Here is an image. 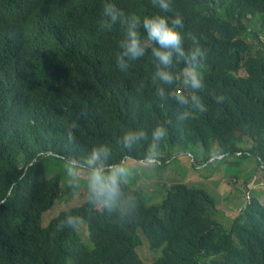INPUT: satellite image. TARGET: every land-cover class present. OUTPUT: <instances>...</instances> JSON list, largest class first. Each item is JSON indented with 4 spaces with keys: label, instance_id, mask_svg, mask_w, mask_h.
I'll list each match as a JSON object with an SVG mask.
<instances>
[{
    "label": "trees",
    "instance_id": "16d2710c",
    "mask_svg": "<svg viewBox=\"0 0 264 264\" xmlns=\"http://www.w3.org/2000/svg\"><path fill=\"white\" fill-rule=\"evenodd\" d=\"M108 3L124 12L115 23L104 15ZM169 3L172 11L164 13L159 0L155 7L151 0H0V264H264L258 197L230 228L216 219L215 197L185 183L148 205L139 185L127 181L109 209L90 202L88 184L67 185L53 163L85 164L101 144L110 155L96 164L145 161L152 133L163 125L159 166L199 146L206 161L256 156L264 170V0ZM157 14L179 15L185 51L198 41L207 53L198 68L202 111L175 99L177 91L193 93L184 84L190 64L174 56L173 83L153 79L158 62L143 19ZM136 18L145 54L125 56L128 69L121 71L116 63ZM129 131L145 134L130 149L122 144ZM76 196L88 201L45 221L59 200ZM124 208L131 211L121 216ZM67 216L88 225V244L78 227L57 229ZM144 238L163 251L153 262L139 253Z\"/></svg>",
    "mask_w": 264,
    "mask_h": 264
},
{
    "label": "clouds",
    "instance_id": "9594fccd",
    "mask_svg": "<svg viewBox=\"0 0 264 264\" xmlns=\"http://www.w3.org/2000/svg\"><path fill=\"white\" fill-rule=\"evenodd\" d=\"M151 4L155 7L157 0H151ZM159 8L164 13L172 11L169 0H159ZM104 15L110 17L113 23L119 17L124 16V12L114 4L108 3L103 8ZM140 24L139 18H136L129 24L127 29L126 42L122 44V55L117 60V67L121 71H127L128 66L124 62V57L136 60L143 57L145 54V47L143 46L141 34L137 31V27ZM184 27V21L177 15L172 19L164 15H154L144 17L143 29L146 35V39L152 42L155 46L151 49L152 56L158 62L153 79H159L163 84L170 85L173 83L175 77L170 69L174 63V56L177 61L183 60L191 65L189 71L185 73L184 84L191 87L193 90L192 95L185 96L182 91H177L175 99L181 105L191 103L203 110L201 98L196 94L201 91L204 86V78L198 68L201 64L202 58L206 56V51L199 46L197 41V47L190 52H186L183 43L184 36L179 29ZM156 94L161 98H164V88L157 87ZM217 102H222L223 97H216ZM188 113H184L181 119H187ZM144 133H134L132 131L126 132L123 136L122 144L125 148H131L134 142H137L144 137ZM167 135V129L163 125H157L152 133L153 144L150 146L147 155L145 157V163L148 167H155L159 164L158 156L161 153L158 151L159 142L163 141ZM67 141L73 142L75 137L71 131L67 132ZM101 155L107 158L110 155V149L107 145L101 144L99 148H93L91 156L87 158L85 164H81L77 159L72 158L66 160L64 168L67 175L73 180H76L84 171L88 173V190L90 194V202L98 203L104 207L111 208L112 204L116 201L117 197L121 194V184L127 182V177L131 175L132 169L125 162L105 166L103 163L96 164V161L100 160ZM131 209L124 208L121 210V216L128 214ZM83 220L79 216H67L64 220H61L57 225L58 230H62L65 227L76 229Z\"/></svg>",
    "mask_w": 264,
    "mask_h": 264
},
{
    "label": "rangeland",
    "instance_id": "374dc122",
    "mask_svg": "<svg viewBox=\"0 0 264 264\" xmlns=\"http://www.w3.org/2000/svg\"><path fill=\"white\" fill-rule=\"evenodd\" d=\"M191 151L193 154L180 153L174 157L172 163L166 166L148 167L145 161H126L125 163L132 169L127 181L132 186L139 185L138 188L142 189L147 196L148 205L162 203L168 190L178 183L204 188L217 200L216 219L227 228L233 225L250 202V198L258 197L264 203V170L259 166L256 156L245 158L238 154H230L227 160L223 157H215L206 161L200 153L199 146L192 147ZM53 163L58 165V170L65 177L67 185L76 182L83 188L87 186V171L73 180L67 175L64 162L53 161ZM54 164H51L52 169ZM87 199V196H76L59 200L46 214L45 221L49 222L62 211L86 203ZM78 231L88 244L90 242L88 225L85 222L81 223ZM162 252V250H152L145 238L143 245L139 248L140 255L147 262L155 261Z\"/></svg>",
    "mask_w": 264,
    "mask_h": 264
}]
</instances>
